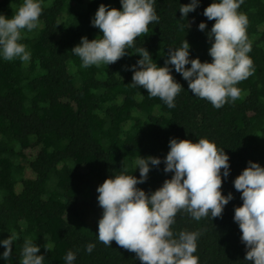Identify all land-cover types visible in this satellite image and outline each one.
Wrapping results in <instances>:
<instances>
[{
  "label": "trees",
  "instance_id": "trees-1",
  "mask_svg": "<svg viewBox=\"0 0 264 264\" xmlns=\"http://www.w3.org/2000/svg\"><path fill=\"white\" fill-rule=\"evenodd\" d=\"M21 2L0 0V13L11 16ZM188 2L155 0L159 20L135 38L134 47L108 65L82 67L72 46L81 36H99L90 23L96 8L101 3L119 8V0H44L38 27L22 30L29 61L0 58V239L17 237L12 256L8 261L0 256V264H20L26 238L40 245L43 264H65L69 250L75 253L74 264H142L114 240L107 246L97 239L102 209L96 186L121 171L139 176L135 160L153 155L161 163L151 166L137 186L146 193L155 190L172 175L163 171L170 137H205L224 147L230 170L226 179L222 176L221 191L233 194L212 220L197 221L178 211L173 231H201L194 253L199 264H252L244 260L247 249L233 220L242 199L232 181L249 160L264 166V0H243L238 9L248 19L254 71L238 82L241 94L235 101L213 107L191 93L171 64L183 87L175 107L131 82L129 66L142 46L163 65L167 49L186 39L191 57L211 61L206 32L214 21L203 14L211 0H200L180 17L179 7ZM200 21L205 30L198 29ZM88 243L95 244L91 252L85 251Z\"/></svg>",
  "mask_w": 264,
  "mask_h": 264
},
{
  "label": "clouds",
  "instance_id": "clouds-1",
  "mask_svg": "<svg viewBox=\"0 0 264 264\" xmlns=\"http://www.w3.org/2000/svg\"><path fill=\"white\" fill-rule=\"evenodd\" d=\"M200 0H189L179 7L180 17L194 10ZM120 7L104 3L98 5L90 23L98 27L100 35L92 39L81 36L71 48L82 67L113 63L134 47L135 38L148 32V25L159 20L155 0H119ZM243 0H211L203 14L213 20L207 29L211 61L191 57L186 39L179 47L167 49L163 65L153 62L145 47L136 48L139 58L132 69L131 82L147 90L149 96L159 97L169 108L175 107V97L183 88L172 75L169 65L187 81L188 89L197 97L220 108L235 101L241 94L237 86L254 71L248 53L251 42L247 38L248 19L238 11ZM44 0H22L14 14L0 13V58H19L27 62L30 50L22 42L23 32L39 25ZM190 26V25H188ZM205 30V21L197 24ZM128 52V51H127ZM185 65H189L185 67ZM168 151L163 157V171L171 172L155 190L145 192L138 187L147 179L151 166L161 163L159 156H138L139 176L121 171L106 176L96 186L98 205L102 212L97 221V239L109 246L115 241L132 251L142 264H199L197 240L200 230L174 232L172 225L178 211L188 213L199 221L203 217H220L224 206L233 198L229 191L222 194V176L229 175V158L224 147H217L208 138L170 137ZM242 203L234 206L233 220L238 224L240 239L247 251L244 260L264 264V166L249 160L232 181ZM16 234L0 239V252L6 261L12 256ZM40 245L26 238L21 249L20 264H43ZM94 243L85 251L91 252ZM48 250L47 247H45ZM75 253L67 251L65 264H74Z\"/></svg>",
  "mask_w": 264,
  "mask_h": 264
}]
</instances>
